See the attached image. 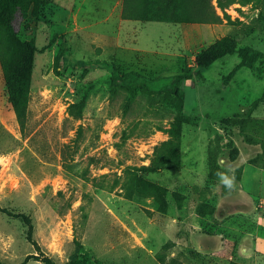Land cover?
Listing matches in <instances>:
<instances>
[{
	"label": "rangeland",
	"instance_id": "obj_1",
	"mask_svg": "<svg viewBox=\"0 0 264 264\" xmlns=\"http://www.w3.org/2000/svg\"><path fill=\"white\" fill-rule=\"evenodd\" d=\"M122 2L39 0L24 21L16 14L36 51L23 117L0 69V264H264L260 253L237 258L211 227L221 200L223 216L264 232V175L258 184L253 171L264 168V0L224 10L213 0L216 20L191 24L125 20ZM223 38L235 51L198 67ZM97 62L159 85L182 70L189 79L178 97L132 98L109 71L86 67ZM173 124L179 163L140 173ZM131 172L165 190V212L127 196Z\"/></svg>",
	"mask_w": 264,
	"mask_h": 264
},
{
	"label": "trees",
	"instance_id": "obj_2",
	"mask_svg": "<svg viewBox=\"0 0 264 264\" xmlns=\"http://www.w3.org/2000/svg\"><path fill=\"white\" fill-rule=\"evenodd\" d=\"M213 0H123L121 15L125 20L158 23H211L217 15L212 5ZM236 1L248 0H215L216 7L224 10ZM39 0H0V69L3 74L8 102L18 117H23L28 102L30 79L34 65L35 42L33 39H22L13 27L16 14L22 20L27 19L30 10L38 5ZM264 22V15H260ZM235 42L228 38L220 39L202 49L196 56V64L200 68L211 65L214 61L235 51ZM242 65H237L226 77L229 81ZM90 69L102 68L110 73L111 82L129 93L133 98L137 92L150 94L170 93L178 97L182 93V83L189 79L184 73L176 74L168 82L159 85L162 77H148L137 71H123L114 63H93L86 66ZM169 139L162 142L153 152L148 166L142 167L140 173H154L167 164L179 163L181 131L173 124L168 130ZM235 158V156H233ZM126 194L129 197H150L157 204L160 212H165L167 202L165 190L147 182L137 173L128 174L125 183ZM12 215V214H8ZM17 216V215H16ZM43 264H56L49 258L42 260ZM70 264H74L71 262Z\"/></svg>",
	"mask_w": 264,
	"mask_h": 264
},
{
	"label": "crops",
	"instance_id": "obj_3",
	"mask_svg": "<svg viewBox=\"0 0 264 264\" xmlns=\"http://www.w3.org/2000/svg\"><path fill=\"white\" fill-rule=\"evenodd\" d=\"M253 171L254 173H257L258 184H260L261 177L262 175H264V168H260L259 171ZM246 172L247 170L245 168L244 174H246ZM219 202L220 203L217 205L216 208L215 221H212L211 225L214 237H221L223 236V234H227V236L229 237L228 242L233 248L232 251H234L235 256H237V258L244 259V257H248L251 254L257 255L259 253L264 255V235L259 234L264 232H260L258 228L254 229L249 228V226L247 227L244 222V218H247L246 216H240V214L233 213L223 216L222 212L226 211L228 209V206H226L221 200ZM234 217H242V222L236 220L233 221L232 219ZM257 224L264 227V216L258 217ZM220 242L221 241L219 240V243ZM196 250L199 253H208V251L206 250V248H204L203 245H201L198 249L196 248Z\"/></svg>",
	"mask_w": 264,
	"mask_h": 264
},
{
	"label": "clouds",
	"instance_id": "obj_4",
	"mask_svg": "<svg viewBox=\"0 0 264 264\" xmlns=\"http://www.w3.org/2000/svg\"><path fill=\"white\" fill-rule=\"evenodd\" d=\"M220 178L226 184H230L231 183V181L228 179V177L225 176L223 173L220 174Z\"/></svg>",
	"mask_w": 264,
	"mask_h": 264
}]
</instances>
